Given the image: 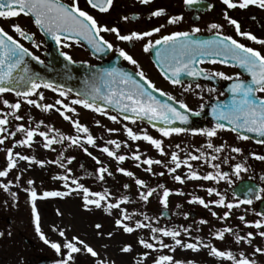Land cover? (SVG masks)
<instances>
[{"label":"flooded vegetation","instance_id":"obj_1","mask_svg":"<svg viewBox=\"0 0 264 264\" xmlns=\"http://www.w3.org/2000/svg\"><path fill=\"white\" fill-rule=\"evenodd\" d=\"M62 1L67 4L72 3V0ZM122 1L113 0L112 7L105 13L89 7L98 12L99 16L102 17L99 20L100 24L116 27L120 34L122 33L121 29L125 27L123 33L127 34L133 31H149L154 27L163 26L161 27V31L153 34L152 37L131 43L118 40L113 33H101L113 45L112 49L104 52L105 54L101 56L93 54L86 44L75 39L68 41L71 44L70 49L57 45L58 52H67L77 63L92 66L118 59L121 65L137 74L143 71L146 77V79H143L146 82L151 81L155 85V88H159L161 92L167 93L168 95L166 96L175 97V101H183L193 111L200 113L207 112L217 101L225 99L228 96L227 89L233 81H226L222 78H193L183 75L182 83L174 85L171 80L163 75L157 65L158 63L154 59L157 51L154 52L153 50H157V48L150 49L147 52L143 50V45L148 39L155 40L172 32L190 31L192 27H199L201 31L193 33L194 35L209 37L215 35L216 31H220L222 35H231L246 46L256 48L264 53V45L239 36L235 32L234 26L227 22L224 15L227 13L229 17L236 19L240 23L242 31L251 32L258 39H264V9L258 6L249 5L243 9L239 7L228 8L222 0H202V3L192 6L185 5L184 0H151V3L147 5L142 4L140 0H129L128 4L131 10L128 11L123 7ZM83 4L87 7L86 0H79L80 7ZM81 8L84 9L83 7ZM158 8H164L166 14L160 17L151 16V13ZM172 15H183V20L177 24H169L167 22L168 17ZM123 17H128V19L125 20ZM30 21L35 30L34 33L27 32L33 34V39L40 45L38 48L34 46L32 41L20 37L15 31L11 32L4 25L0 24V26L24 44L34 55L39 56L45 64L50 65L49 56L52 54L53 48L47 42L43 31L34 24L31 18ZM212 23H219L223 27L219 30H210L209 25ZM118 48H123L132 55L137 60L139 68L132 65L123 57H120L117 51ZM72 50H76L78 56H73ZM84 52L91 56L92 59H84L82 56ZM212 61L207 60L199 66L208 71H223L227 75L240 73L241 79L250 82V74L241 71L236 65L230 63L221 64L219 61L213 63ZM197 83L201 85V88H196ZM209 89H214L215 91H209ZM38 92L43 93V100H40L39 96L35 94L28 98L36 100L38 104H53L55 107L44 111L41 107L28 104L23 97H17L15 92L0 94V118L6 116L9 121L5 126L7 130L0 133V138L4 140V143L0 144V170H4L7 166V149L11 148L13 150L14 159L17 161L16 167L9 170L7 177H0V185L8 184V190L0 186V233H3V235H0V264H56L57 260L66 258L63 249L58 254L50 245L45 244L40 239V235L35 230V220L31 211L32 200L30 197V190L33 188L39 197H42L41 188H49V191H56L57 188L68 190L65 187L66 182L58 178L63 175L69 176L67 183L72 188H75V184L72 181L77 180L92 192L107 191L108 202L116 203L121 201L123 197H128L126 201L120 203L119 209H112L111 214L104 211L103 207L99 209L91 207V210L88 211L94 214L95 218L103 217V219L110 221L114 220V223L107 227L109 229L115 226L116 228L118 227L115 224V220L122 218V210H126L131 215V220L126 221L131 226L134 227L137 220L143 224L151 225V227H144L136 229L132 233H127L129 234V244L132 247L133 256H136L134 252L138 251L139 247H143L138 242L140 239L147 240L155 245L153 249L145 248L148 252L146 256L149 260L148 263L152 260L153 252H160L159 255H171L174 260L182 261L184 264H188V262H192V264H232L227 259L211 255L208 248L200 247L197 251L183 248L175 245L171 237H165L161 233H152L151 231V228H165L179 231L180 236L177 238L184 242L196 243L198 245L210 244L220 250H230L237 255V258H239L240 252H244L250 259H255L257 264H264V254L254 253V248H264V238L258 235V232L264 229H256L254 226L246 224V222L251 223L257 219H264V216L257 215L258 213H264V199L256 200L253 198L252 204L240 203L238 207H233L231 210L214 203H209V207L205 208L194 199L199 197L206 203L218 200L220 197L215 193L209 194L207 191L209 188H215L225 197L226 203L237 204L239 201L245 199V189L247 187H251L254 192H258L264 197V192H259V189L264 188V179H262L264 177V161L255 159L252 155L253 153L264 155V144L251 139H240L241 135L228 129L219 130L220 133L217 132V135L211 138L192 132L174 133L171 136L165 137L158 131V128L139 121H129L137 124L135 128H132L137 134L141 136L147 134L155 139H160L164 152L162 154L144 139L133 141L128 136L124 140L125 144L129 142L130 151L128 158L133 162L135 172L138 171V179L145 181V186L137 185L135 181L134 183L128 182L126 184L127 187L123 188L121 178L125 174L118 171L119 168H122L121 161H117L115 157L108 156L102 149L108 147L117 156L121 155L123 141L120 127L121 122H126L127 120L109 111L112 113V116L115 115L117 117L116 121H112L115 125L112 129L115 131L110 132V124L103 123V120L96 119L95 117L93 119L89 117L90 112L93 110L71 103L75 98H79L73 93L68 92L67 96L61 97L59 91L53 92L51 89L40 88ZM257 96L264 98V94L257 93ZM4 100H7L9 104L20 102L21 107L19 110H14L5 105L3 103ZM57 100H62L69 107H74L76 112H67L62 105L56 104ZM201 104L204 105L203 109L200 108ZM57 108L60 111H57ZM78 109L80 111H77ZM13 112L21 116L22 119L16 120L14 115H12ZM61 112H65L72 119H64ZM75 120H78L89 129V134L96 141L94 146L87 144L86 134L78 133L77 130L76 132L72 131L74 128L72 121ZM41 121L43 123H40ZM38 124L39 128H37ZM20 125H23L25 129H35L37 132L47 131L49 137L56 136L58 131L65 137L79 135L85 139L82 140L81 144H72L70 140L65 139L63 142L54 143L50 148H45L44 138L37 134L34 136L31 146L21 145L17 142L26 138V132L17 131ZM214 126L215 123L210 118L203 117L197 120L190 128H212ZM12 132H15V136L10 135ZM113 140L120 144L119 148L109 143V141ZM209 142L213 145L211 149L207 147ZM219 146H223L222 151L216 153L214 148ZM233 147H240L242 152H232L231 149ZM84 148H87L88 152L92 153V155L89 156L83 150ZM173 152L177 153L181 161L187 159L188 163L192 165L191 170L196 171L199 176L202 177L208 173L215 175L217 171L228 172L233 182L230 184L227 180L187 178L191 170L183 163H181V167L177 168L174 173H169L168 168L175 167L171 159ZM15 153L35 157L36 160L44 161L45 163L41 166L34 161H24L15 157ZM134 153L140 155V161L133 158ZM202 153L204 155L201 159H190V156H200ZM212 156H216L217 159L212 160ZM149 158L160 160L162 163H153L151 166L144 164L143 161ZM69 159L71 160L70 163ZM206 159L208 162H205ZM54 161H60L65 167H61L60 163H54ZM237 163H241L248 168V171L241 173V177L239 178L232 175L234 166ZM213 164H218L219 169L213 168ZM100 167L107 168L111 175L105 173L103 180L98 179V169ZM149 167H151V171H147ZM66 169H70L71 171L68 172ZM159 173H163V175H159ZM176 175H180L184 179V182L180 183L174 180L173 177ZM29 179L34 183L29 185L27 183ZM160 185L170 190L167 207L160 202L163 194V188ZM147 189H155V192L147 201H144L140 198V193ZM12 193L16 194L15 197H13ZM71 193L81 195L73 196L70 194L63 197H46L45 199L50 203H54L55 201L57 203L58 199L73 200L74 198V200L78 199V204H83L82 192L74 191ZM42 199L38 198L35 201L40 215L41 230L50 241L58 242L59 239L56 236L58 232L57 225L53 221L46 223L42 218L46 213L45 209L39 207ZM226 211L230 212V215L226 218H221ZM213 212L217 213V215L213 216ZM241 216L245 218L244 221L239 219ZM202 221H207V223H203ZM99 224L105 225L104 223ZM222 228H232L233 231L225 233L224 239L220 240L216 238L215 233ZM185 229L188 231L185 232ZM249 232L254 234L251 244L247 243L246 240H241L239 243L236 242V235L246 237ZM154 235L163 240V243L171 245L172 248H161L157 240L152 238ZM102 236L101 240H106L103 244L106 247L112 246L111 240H113L114 236L111 235L108 238L105 234ZM74 255V264H97L96 261H92L91 263L89 254L81 253L80 255ZM138 256L142 257V255ZM136 258L134 259V263L131 264H137L138 260ZM116 263L126 264L119 263L118 261Z\"/></svg>","mask_w":264,"mask_h":264},{"label":"snow or ice","instance_id":"obj_2","mask_svg":"<svg viewBox=\"0 0 264 264\" xmlns=\"http://www.w3.org/2000/svg\"><path fill=\"white\" fill-rule=\"evenodd\" d=\"M142 4H149L151 0H140ZM222 2L228 8H247L249 5L258 6L264 9V0H222ZM86 3L92 8L100 11L101 13L108 12L112 7L113 0H86ZM202 3V0H184V4L187 6H192L195 4ZM23 14L25 16H32L33 22L38 26L46 35L51 36L57 45H62L63 47H71L68 41L74 38H82L86 40L95 53L105 52L106 50L112 49L113 45L104 38L101 33H113L116 38L120 41L134 42L141 41L147 37H152L153 34L159 33L161 27H154L149 31L137 32L133 31L129 34L121 35L116 27H108L106 25L100 24L97 19L91 15L88 11L82 9L79 5V0H72L71 4H65L62 0H0V18L10 19ZM166 14L164 8H158L151 13L153 17H160ZM227 22L234 26L235 32L248 40L254 41L260 45H264V39H258L251 32L242 31L240 23L227 15L224 14ZM127 20L128 17H123ZM183 20V15H172L168 17L169 24H177ZM222 25L219 23H212L209 25L210 30L222 29ZM13 31L19 34L20 37L30 40L33 42L35 47L40 45L33 39V34H29L23 27L19 24L12 25ZM201 29L199 27H192L190 31H176L167 35H163L158 39L152 40L148 39L143 45V50L145 52L150 49L157 48L159 46L156 56L158 58V63L164 71L168 79L175 84H181L183 75L188 77H204L205 79H215L222 78L226 81H233L227 91L231 94L230 100L224 103H217L212 107V115L216 119V124L212 128H185L174 126L176 122L182 125H187L190 121L191 116H199L200 112L193 111L186 103L183 101H176L179 107L173 106L167 100L162 101L153 95L149 87L155 88V85L151 81H148L149 87L141 83L140 80L136 79L131 73L125 72L122 69L117 68H105L100 69L98 72L93 73V80L91 82V91L85 92L84 95L89 97L91 100L102 99L107 105H114L122 112H131L136 118L146 117L149 121H163L166 127H160L158 131L162 133L163 136L168 137L172 134H180L186 132L203 134L209 138L215 137L218 130H224L229 125L231 126V131L237 132L238 130H245L248 133H255L262 139L258 140V143L264 144V98L258 97L257 93L264 94V53L260 50L248 47L239 40L233 38L231 35H222L220 31L215 32V36L210 40H196L192 38L193 33H199ZM119 56L123 57L125 60L129 61L132 65L139 68L138 62L133 58L127 51L123 48L117 49ZM61 55L69 64H75L76 61L67 52H61ZM222 57L219 60L221 64L226 63L229 59L235 61L238 66L250 74L251 80L246 81L241 79L240 73L235 75H227L223 71H208L199 65L202 63L200 57ZM25 57H31L32 60L43 64L44 61L40 59L39 56L34 55L28 48L24 46L18 39H15L9 34L2 26H0V94L5 92L15 91L17 97H23L26 102L30 105H35L41 107L44 111H48L55 107L53 104H38L36 100L29 99L28 97L32 95H38L40 100H43V93L38 92L40 88L51 89L53 92L59 91L61 97L68 95L71 89L65 91L63 86H54V82L51 80H45L39 76L37 73H32L27 66ZM213 63L216 60L212 61ZM170 73V75H169ZM138 75L141 78L146 79L145 73L140 71ZM23 85H28L26 90H18V88ZM191 87V85H189ZM196 88H201L199 83L196 84ZM156 92H161L159 88H155ZM209 91H215L214 89H209ZM80 95L79 93L77 94ZM161 95H168L167 93H162ZM170 100H175V97L169 96ZM3 103L8 107L19 110L21 107L20 102L9 104L7 100ZM74 105H82L84 108L92 109L93 111L107 114L104 112V107L97 105L95 103H90L88 98H77L71 102ZM56 104L62 105L67 112L75 113L76 109L74 107H69V105L64 104L62 100H57ZM204 105L201 104L200 108L203 109ZM183 109V111L181 110ZM60 111L59 108L56 109ZM16 120H21L22 117L16 115L15 112L12 113ZM64 119L71 120V116L66 115L65 112H61ZM111 120L116 121L117 117L115 115L109 117ZM124 119H133L132 116H125ZM227 122L224 123V122ZM73 126L78 133L86 134V142L89 145H95V138L89 134V129L81 124L78 120L72 121ZM9 123L7 117L0 118V133L5 132L7 129L5 126ZM40 123H43L42 121ZM155 126V125H154ZM39 128V124L37 125ZM17 131L26 132V138L18 141V144L31 146L34 136L37 134L44 138V147L50 148L54 143L63 142L68 139L72 144H81V136H68L65 137L63 134L57 131L56 136L49 137L47 131H39L35 129H25L23 125L18 126ZM109 131H115L114 129H109ZM127 135L133 140L144 139L152 144L157 150L162 154L164 149L162 147V141L160 139H155L150 135L144 134L143 136L134 132L131 128H127ZM10 135L15 136V132L10 133ZM240 139L248 140L249 136L241 135ZM4 140L0 138V144H3ZM109 143L114 144L116 148L120 147V144L116 141H109ZM208 148H213L212 143L207 144ZM223 146L215 147L214 151L219 153L222 151ZM89 156L92 153L88 152L87 148L83 149ZM103 152L107 153L108 156L115 157L117 161H124L126 157L124 155L117 156L115 152L111 151L108 147L102 149ZM234 153H241L242 149L240 147H233L231 149ZM204 154L200 156L192 155L190 159L199 160ZM255 159L264 161V155L252 154ZM15 157H18L24 161H34L35 163L43 166L44 161L36 160L35 157H29L21 155L20 153H15ZM133 158L140 161L141 157L139 154L134 153ZM95 159V158H94ZM171 159L175 164V167L168 168L169 173H174L177 168L181 167V163L187 165L191 170L192 165L188 163L185 159L181 161L177 153L173 152L171 154ZM212 160H216V156L211 157ZM71 160L69 159V163ZM205 162H208L207 159ZM227 162V161H225ZM54 163H60V161H54ZM144 164L151 166L153 163L160 164V160L145 159ZM17 161L14 159L13 150L11 148L7 149V166L4 170H0V177H7L9 170L16 167ZM61 167H65L60 163ZM213 168L219 169L218 164H213ZM70 172V169H66ZM119 172L124 173L127 176H133L134 174L130 171H126L124 168H119ZM151 171V167L147 169ZM248 168L237 163L234 166V171L232 175L239 178L241 173L247 172ZM99 176L98 179L103 180L104 174L108 172L105 167H100L98 169ZM163 175V173H159ZM60 180L65 181V187L68 189L66 192L61 191H45L42 197H39L36 190L33 188L30 190V197L32 200V215L35 220V230L40 235V239L44 241L45 244L50 245L58 254L64 250V255L66 258L56 261V264H74L75 255L77 253L89 254L92 257H97L99 253L84 239L78 236H73L70 240L65 239L61 244L60 242L50 241L46 235L41 230L40 215L37 211L35 201L38 198L46 197H63L71 194V192L78 191L83 193V207L85 210H91V207L102 208L106 212L111 214L112 209H119L120 203L126 201L128 197H123L121 201L116 203L108 202V193L104 192H92L88 187L79 183L77 180H73L72 183L75 184V188L70 187L67 183L69 180L68 175H63L58 177ZM190 179H204V180H227L230 184L233 182L230 174L228 172L217 171L215 175L208 173L204 176H199L196 171L191 170L190 175L187 177ZM19 179V177H17ZM174 180L180 183L184 182V179L180 175L173 177ZM264 179V177H262ZM29 185L34 182L29 179L27 181ZM136 184L140 186H145V181L142 179H136ZM5 190H8V184L0 185ZM127 187V185H125ZM163 188V194L161 197V203L167 207L168 197L170 195V190ZM209 194L215 193L220 198L216 201H210L206 203L202 198H194L196 202L203 205L205 208L209 207V203H214L217 205H222L227 209L231 210L233 207H238L240 203L252 204L253 198L256 200H262V197L258 192H254L251 187L245 189L246 198L239 201L237 204L231 202L226 203V199L222 196L215 188L207 189ZM155 189H147L140 193V198L147 201L150 196L153 195ZM259 192H264V188L259 189ZM15 197V193H12ZM213 216L217 213L213 212ZM230 215V212L223 213L221 218H226ZM257 215L264 216V213H258ZM121 217L115 220V224L122 228L125 233H132L136 229L151 227V225L143 224L141 221H135V226H131L126 221L131 220V215L126 211H121ZM147 219V217H145ZM240 220L244 221V217H239ZM207 223V221H202ZM249 226H254L256 229H264V219H257L254 222H246ZM97 229V234H101L99 230L103 227L101 224L97 223L94 225ZM152 233H161L165 237H171L175 245L181 246L183 248L192 249L194 251L199 250L200 247H205L210 250V254L216 257L227 259L231 261L232 264H257L255 259H250L244 252L239 253V258L232 251L220 250L210 244L198 245L196 243H187L178 239L180 232L177 230H168L165 228H151ZM188 230L185 229V232ZM232 228H222L216 231L215 236L217 239L223 240L225 233H231ZM3 235V233H0ZM59 235L65 237V232L60 231ZM109 236L112 235L111 232L108 233ZM258 235L264 238V230L258 232ZM157 240L161 248H172L171 245L163 243L158 236L152 237ZM236 242L239 243L241 240H246L247 243L251 244L254 239V234L252 232L247 233L246 237L236 235ZM146 249H153L155 245L148 242L147 240L140 239L138 241ZM123 252H130L132 250L131 245H125L122 249ZM174 250V249H173ZM254 253L264 254V248L256 247L254 248ZM145 256L147 253L144 254ZM99 264H106L105 261H99ZM154 264H184V262L179 260H174L171 255H160L158 259L154 261ZM192 264V262H188Z\"/></svg>","mask_w":264,"mask_h":264},{"label":"rangeland","instance_id":"obj_3","mask_svg":"<svg viewBox=\"0 0 264 264\" xmlns=\"http://www.w3.org/2000/svg\"><path fill=\"white\" fill-rule=\"evenodd\" d=\"M128 2L129 0H123L122 5L124 8H126V10L130 11L131 7L129 6ZM81 7H83L84 10L88 11L91 15H93L97 19L98 22L102 18L101 16H99L98 12L92 10L88 4H87V7L84 4L81 5ZM30 22H31L30 18L23 14H20L19 16L10 18V19L0 18V24L6 26L9 30H11V32H14L12 29V25L19 24L26 31H30L31 33H34L35 29ZM125 28L121 29V32H122L121 35L127 34V33H123V30ZM64 48L70 49V47H64ZM76 52H77L76 50H72L73 56H78ZM82 56L84 57V59H87V58L92 59V57L89 56L86 52H84ZM77 111H80V109H78ZM104 112L107 114L105 115L103 113L91 111L89 117L91 119L95 117L96 119L103 120V123L110 124L111 129H112L113 126H115L114 123L112 122L113 120L109 118L110 116H112V113H110L109 111H104ZM136 125L137 124L133 122H127V121L121 122L120 130H121V137L123 141L121 155H124L126 157L124 161H121V165H122V168L126 170H130V172L134 174L131 177L127 175H122L121 179H122L123 188L125 187L126 184H128V182L134 183L136 179H138V176H137L138 171L135 172V168H134L135 166L132 164L133 162H131V159L128 158V154L130 151L129 142L126 144L124 143V140L128 137L126 129L135 128ZM72 131L76 132L75 127L72 129ZM218 132L220 133L219 130ZM41 190L43 194V192L49 191V188L47 189L41 188ZM56 191L66 192L68 190H65V188H62V189L57 188ZM71 195L79 196L81 194L71 193ZM78 202H79L78 199L74 200L73 198V200L58 199L57 203L56 201L54 203H50L47 199L43 198L42 202L39 204V207L41 209L42 208L45 209V212H46L45 215H43L42 217L43 220L46 223H50L51 221H53L54 224L57 225L58 232L56 233V236L59 239L58 242L63 243L65 239L70 240L73 236H78L81 239H84L86 242L91 244V246L99 253L97 257H92L90 255L91 263L92 261H96L98 264V262L102 260V261H105L107 264H117L116 263L117 261L119 263L122 262L126 264H131V263H134V259L137 257L136 258V260H138L137 264H154V261L158 259V257L160 256L159 255L160 252H153L152 260L151 262L148 263L149 260L146 257L147 255L146 256L144 255L145 253H148V252L144 247H139L138 251L134 252L136 256H133V251L123 252L121 249L125 245H129V234L125 233L122 229L118 227L116 228V226L114 228L111 227V229L107 228L111 226L112 223H114V220L110 221L108 219H103V217L95 218L94 214H91L88 210H85L83 207V204L82 203L78 204ZM52 213L54 214L52 215ZM97 223L105 224L99 230V232L101 233L99 235L97 234V229H95L94 227V225ZM60 231L65 232V237H61L59 235ZM109 232L112 233V236H114V238L113 240H111L112 246L106 247L103 244L104 242H106V240L102 241L101 237H103L102 235L105 234V236L108 238ZM125 234H127L126 237H124ZM77 254L80 255L81 253H77ZM138 255H142V257H139Z\"/></svg>","mask_w":264,"mask_h":264},{"label":"water","instance_id":"obj_4","mask_svg":"<svg viewBox=\"0 0 264 264\" xmlns=\"http://www.w3.org/2000/svg\"><path fill=\"white\" fill-rule=\"evenodd\" d=\"M44 35L46 37L47 42L53 48V52L49 56L50 65H46L44 63L40 64L37 61L32 60L31 57H25V60L27 62V66L32 73L39 74V76L45 80L53 81L54 85H56V86H63V88L67 89V90L71 89V92H73L74 94L77 95L79 93L80 94L79 96L81 98H88L90 103H95L97 105L103 106L104 109H109V110L115 111V112L119 113L122 117L132 116L133 119H129V120L144 121V122H147L153 126L155 125L154 127H157V128L169 126V125H165L163 121H149L146 117L136 118L133 113L122 112L117 107H115L114 105H107L106 102L102 99H96L95 101H93L89 97L85 96L84 95L85 92L91 91V82L93 80V73H96V72H98V70L105 69V68L122 69L125 72L131 73L136 79L140 80L141 83L145 84L146 87H149V85L136 72H134L131 69L121 65L118 59H115L113 61H110V62H107L104 64H100L97 66H90V65H87L84 63L69 64L64 59V57L61 55V53L58 52L57 44L51 38V36H48L45 33H44ZM192 38L196 39V40H210V39H213L214 36L199 37L196 35H192ZM75 39L86 44L88 46V48L92 51L93 54H95L97 56H101L102 54H105L104 52L95 53L94 49H92L91 45H89L86 40H83L82 38H75ZM158 48H159V46L157 47V50H158ZM157 50L154 49L153 51L156 52ZM107 51H109V50H106L105 52H107ZM154 59H155L156 63H158V58L156 55L154 56ZM200 59L202 62H205L206 60L219 61L220 59H222V57L208 56V57H200ZM226 63H231V64H235L236 66H238V64L235 61H232L231 59H229ZM157 65L159 66L162 73L165 75V73L162 70L159 63ZM241 70L243 72L245 71L243 69H241ZM169 75H170V73H169ZM165 77L168 78V76H166V75H165ZM27 87H28V85H23L22 87L18 88V90L23 91V90H26ZM149 90L152 91L153 95L156 96L157 99L162 100V101L167 100L169 103H172L173 106L179 107L178 103H176L174 100H170L169 97H167L166 95H161V92H156L154 88L149 87ZM13 92H15V91H13ZM228 94L229 95L227 98H225L224 100L216 102L215 105L217 103H224V102H227L228 100H230L231 94L229 92H228ZM181 110L183 111V109H181ZM201 117H209L213 121L216 122L215 117L212 115V107H211L209 109V112H207V113H200L199 116H191L190 121L187 125H182L179 122H176L174 126L188 128V127L192 126L194 124V122ZM224 123L227 124L226 121ZM227 128L231 129V126L229 125ZM237 133H239L241 135H247V136H249V138H251L255 141L262 139L257 134L248 133L245 130H238Z\"/></svg>","mask_w":264,"mask_h":264}]
</instances>
